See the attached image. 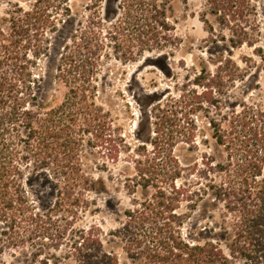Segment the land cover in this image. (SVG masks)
Segmentation results:
<instances>
[{"label":"rangeland","instance_id":"obj_1","mask_svg":"<svg viewBox=\"0 0 264 264\" xmlns=\"http://www.w3.org/2000/svg\"><path fill=\"white\" fill-rule=\"evenodd\" d=\"M16 2L29 4L0 0V17ZM91 4L69 0L76 27L95 12ZM224 6L221 0H169L161 15L165 12L174 27L172 40L158 27L144 43L99 10L102 34L94 41L91 86L105 134H84L78 146L74 161L80 163L83 179L94 180L96 187L86 194L90 207L74 214L73 225L98 226L105 250L117 254L122 264H132L116 236L124 210L150 198L155 185L172 176L177 184L204 182L206 160L234 158L241 130L264 135V0H249L236 15ZM70 30L68 25L52 34V54L43 56L35 69L36 74L49 69L54 74L50 85L38 83L37 93L56 109L59 154H71L72 146L70 116L62 120L64 129L60 110L70 104L71 86L80 83L64 60L74 44ZM30 171L24 170L27 177ZM54 176L62 184V176ZM25 188L30 203L45 212L49 199L44 195L51 186L30 178ZM11 224L9 218L0 219V264H76L68 257L69 240L55 248L50 239L20 229L22 241L8 244V236L15 234Z\"/></svg>","mask_w":264,"mask_h":264},{"label":"trees","instance_id":"obj_2","mask_svg":"<svg viewBox=\"0 0 264 264\" xmlns=\"http://www.w3.org/2000/svg\"><path fill=\"white\" fill-rule=\"evenodd\" d=\"M221 1L234 15L249 4ZM168 2L92 0L95 12L79 27L72 20L69 0H28V6L16 2L0 17V219L9 218L15 233L8 236V244L22 241V229L30 237L50 239L55 248L69 240L68 257L76 264H122L117 254L105 250L98 226L73 225L74 214L90 207L86 194L96 187L94 180L83 179V169L74 161L78 146L84 134H105V126L96 119L99 108L94 107L91 86L94 41L102 34L99 10L143 43L158 27L168 31L170 42L174 27L165 12L161 15V6ZM68 25L74 44L64 60L80 83L71 86L70 104L60 110L64 129L62 120L70 116L72 146L71 154H59L56 109L37 93L38 83L50 85L54 74L50 69L36 74L35 69L43 56L52 54V34ZM239 141L234 158L206 160L201 169L204 182L177 184L172 176L156 184L150 198L122 212L116 236L132 264H264V135L241 130ZM25 169L31 170L30 177ZM54 175L62 176V184ZM30 178L51 186L44 195L49 199L45 212L28 199L25 181Z\"/></svg>","mask_w":264,"mask_h":264}]
</instances>
